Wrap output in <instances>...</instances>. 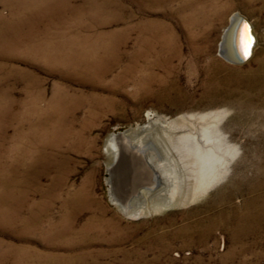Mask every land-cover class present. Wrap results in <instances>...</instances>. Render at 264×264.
Segmentation results:
<instances>
[{
    "label": "rangeland",
    "instance_id": "374dc122",
    "mask_svg": "<svg viewBox=\"0 0 264 264\" xmlns=\"http://www.w3.org/2000/svg\"><path fill=\"white\" fill-rule=\"evenodd\" d=\"M236 14L242 65L218 52ZM204 114L228 146L218 182L122 214L108 136L194 134ZM160 144L158 171L181 162ZM0 264H264V0H0Z\"/></svg>",
    "mask_w": 264,
    "mask_h": 264
},
{
    "label": "bare ground",
    "instance_id": "6f19581e",
    "mask_svg": "<svg viewBox=\"0 0 264 264\" xmlns=\"http://www.w3.org/2000/svg\"><path fill=\"white\" fill-rule=\"evenodd\" d=\"M226 46H228L229 50V44H226ZM225 52L226 56H228L227 51ZM219 54L224 59V55L221 53ZM215 118L216 116L213 114H204L194 118L196 122L202 124L194 134H177L176 132H178L180 128L182 129L183 126L178 124L177 121H172L167 124L165 123L166 125L152 123L135 129L131 128L118 136H108L104 152L112 159L109 168H112L114 163L116 165V162L122 155L121 147L126 143L124 146L143 154L145 161L153 168L154 174L158 180L156 187H142L137 195L132 197L129 202L124 199V203L119 197V194L123 197V193L119 190L118 178L117 180L114 179L115 183H113L112 190L116 198L113 200L116 202L122 214L134 218L154 214L174 205L183 204L185 199L191 200V198L196 196V193L204 192L207 188L218 182L219 179L215 178V172L217 171L218 165L226 166L224 157L228 151V146H225L224 137L217 128L218 121H212V119ZM157 141L159 143L161 141V143L166 145L168 144L167 147L164 146L165 148L160 144L166 156L170 154L169 143H171L173 147L170 150H175L177 153H180L179 159L182 163L172 161L173 163L170 162L171 164L168 170L158 171L159 169L153 164L152 156L148 154L147 150L149 149V145ZM116 166H113V168ZM192 166V175H189L188 171L190 170L187 168ZM128 167L129 165L127 166L125 178L128 180V184H131L136 174L140 177L139 170H134L132 175L131 172L133 169ZM187 181H190V186L186 187Z\"/></svg>",
    "mask_w": 264,
    "mask_h": 264
},
{
    "label": "water",
    "instance_id": "95a60500",
    "mask_svg": "<svg viewBox=\"0 0 264 264\" xmlns=\"http://www.w3.org/2000/svg\"><path fill=\"white\" fill-rule=\"evenodd\" d=\"M245 28L247 29L248 36L251 39V46L247 55H245V51L241 43V36L244 33ZM255 43L256 40L251 24L245 18L236 14L230 19V23L226 28L225 34L222 36L221 42L219 44L218 52L224 55V60L226 62L235 65H242L251 58ZM226 44H229V50ZM225 51H227L228 56H226ZM128 165V168L133 169L131 172L132 175L134 170L137 169L139 170L140 176L138 177V175L135 173L136 175L133 177L131 184H128L129 182L125 178ZM118 166L120 168V175H118V187L123 193L124 199L128 202L132 197L137 195L138 191L142 187H156L158 183L153 168L147 161H145L143 154L127 146L122 147V155L120 157Z\"/></svg>",
    "mask_w": 264,
    "mask_h": 264
},
{
    "label": "snow or ice",
    "instance_id": "6c2138e0",
    "mask_svg": "<svg viewBox=\"0 0 264 264\" xmlns=\"http://www.w3.org/2000/svg\"><path fill=\"white\" fill-rule=\"evenodd\" d=\"M241 43L245 51V55L248 54V50L250 49L251 46V39L248 36L247 29L245 28L244 33L241 36Z\"/></svg>",
    "mask_w": 264,
    "mask_h": 264
}]
</instances>
